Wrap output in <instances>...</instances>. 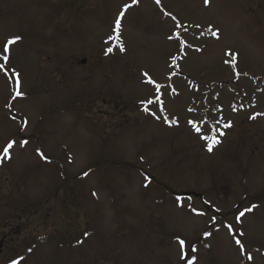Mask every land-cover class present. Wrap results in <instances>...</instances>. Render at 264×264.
Returning a JSON list of instances; mask_svg holds the SVG:
<instances>
[{
	"label": "rangeland",
	"instance_id": "374dc122",
	"mask_svg": "<svg viewBox=\"0 0 264 264\" xmlns=\"http://www.w3.org/2000/svg\"><path fill=\"white\" fill-rule=\"evenodd\" d=\"M0 65V264H264V0H0Z\"/></svg>",
	"mask_w": 264,
	"mask_h": 264
},
{
	"label": "snow or ice",
	"instance_id": "6c2138e0",
	"mask_svg": "<svg viewBox=\"0 0 264 264\" xmlns=\"http://www.w3.org/2000/svg\"><path fill=\"white\" fill-rule=\"evenodd\" d=\"M156 3L157 4H159L160 3V0H156ZM205 3L207 4L208 3V0H205ZM123 15V13H121V16ZM116 27H117V30L119 29V27H120V21L119 20H117L116 21ZM214 35H215V33H214ZM20 38L19 37H16V38H14V39H12V40H9L8 41V43H7V45L4 47V49L2 50L3 52H5V53H7L8 51H9V46L10 45H13V44H15L16 42H17V40H19ZM117 39H118V37H117ZM181 43L183 44V41H181ZM121 50H123V49H121ZM109 51H111V49H109ZM8 55H4V57H3V59L5 60V61H7L8 60ZM0 66H2V65H0ZM18 75V74H17ZM145 75H147V74H145ZM150 82H152V83H155L154 81H150ZM160 85H156V90H157V92H159V90H160ZM17 95H20V93L18 92L17 93ZM152 101H149V103H151ZM147 110V109H146ZM251 118H253V119H255V117H251ZM231 125L230 124H226L225 125V127H230ZM197 131H199V129H197ZM206 140H211V142L213 143V144H215V143H219V140L216 138V137H211V138H209V137H204ZM16 144V141L15 140H12V141H10L5 147H4V149H3V152L2 153H0V162H2L5 158H7V159H11V154H10V150L13 148V146ZM28 144V140H22L21 142H20V146L21 147H24V146H26ZM212 149H211V147H209V151H211ZM37 152L43 157V158H45V159H47L46 157H44V154H43V152H41L39 149H37ZM253 207H255V206H253ZM252 209H246V211H248V212H250ZM202 214V213H201ZM244 212H241L240 214H239V216L237 217V220L239 221V219H240V217L241 216H244ZM213 219V221H215V217H213L212 218ZM228 228L231 230V225H228ZM207 235H210V233H208ZM240 235L242 236L243 235V233H240ZM179 243H180V245L181 246H184L185 245V241L183 240V239H181V240H179ZM236 243L237 244H239V245H241V247H243V245L241 244V241L239 240V239H237L236 240ZM29 251H31V249H29ZM192 251H195V249H192ZM249 259H251V256H249ZM13 264H19V261H13ZM188 264H193V261L192 260H190L189 262H188Z\"/></svg>",
	"mask_w": 264,
	"mask_h": 264
}]
</instances>
